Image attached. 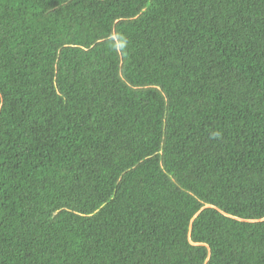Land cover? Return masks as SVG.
I'll return each mask as SVG.
<instances>
[{
    "label": "trees",
    "instance_id": "16d2710c",
    "mask_svg": "<svg viewBox=\"0 0 264 264\" xmlns=\"http://www.w3.org/2000/svg\"><path fill=\"white\" fill-rule=\"evenodd\" d=\"M0 264H264V0H0Z\"/></svg>",
    "mask_w": 264,
    "mask_h": 264
}]
</instances>
